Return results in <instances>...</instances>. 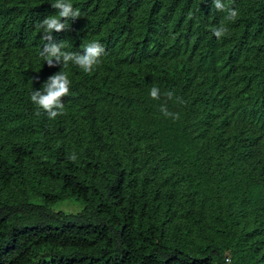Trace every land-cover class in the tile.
Wrapping results in <instances>:
<instances>
[{
	"label": "trees",
	"instance_id": "obj_1",
	"mask_svg": "<svg viewBox=\"0 0 264 264\" xmlns=\"http://www.w3.org/2000/svg\"><path fill=\"white\" fill-rule=\"evenodd\" d=\"M53 2L0 0V264H264V0H71L52 42H99L91 73L40 57Z\"/></svg>",
	"mask_w": 264,
	"mask_h": 264
},
{
	"label": "clouds",
	"instance_id": "obj_2",
	"mask_svg": "<svg viewBox=\"0 0 264 264\" xmlns=\"http://www.w3.org/2000/svg\"><path fill=\"white\" fill-rule=\"evenodd\" d=\"M216 11L225 12L226 20L233 21L238 16V12L230 7H226L222 0H212ZM51 6L57 10L56 15H50L41 20L36 27L41 29V39L48 41L43 44L39 55L49 67L62 65L67 67L69 63L74 64L84 73H91L96 66L100 64V57L104 54V47L97 41L89 42L83 48V52L64 51L63 44L54 43L52 33L66 30L69 25L66 23L71 19L80 17V11L73 7L71 0H54ZM213 35L219 40L223 38L228 29L224 24L212 29ZM38 79V77H34ZM71 81L66 72H57L47 78L44 83L43 90H33L30 95V100L38 109H42L50 119H55L62 115L64 111L63 99L70 93ZM153 100L160 98L159 89L153 86L149 92ZM167 98H173L172 92L165 93ZM179 100V98H177ZM179 102H183L179 100ZM160 111L165 116H171L174 119L179 118L178 113L170 112L166 106H161ZM40 115V112H37ZM71 161H76L77 157L72 154L68 157Z\"/></svg>",
	"mask_w": 264,
	"mask_h": 264
},
{
	"label": "rangeland",
	"instance_id": "obj_3",
	"mask_svg": "<svg viewBox=\"0 0 264 264\" xmlns=\"http://www.w3.org/2000/svg\"><path fill=\"white\" fill-rule=\"evenodd\" d=\"M82 205L79 201L77 200H64V201H60L58 203H56L53 206L54 210H61L64 212H76L79 209H81Z\"/></svg>",
	"mask_w": 264,
	"mask_h": 264
}]
</instances>
